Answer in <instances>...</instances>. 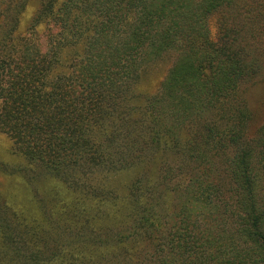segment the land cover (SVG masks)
Segmentation results:
<instances>
[{
  "label": "trees",
  "instance_id": "16d2710c",
  "mask_svg": "<svg viewBox=\"0 0 264 264\" xmlns=\"http://www.w3.org/2000/svg\"><path fill=\"white\" fill-rule=\"evenodd\" d=\"M2 14L0 129L27 165L0 171L37 211L0 195V264H264V0H9Z\"/></svg>",
  "mask_w": 264,
  "mask_h": 264
},
{
  "label": "rangeland",
  "instance_id": "374dc122",
  "mask_svg": "<svg viewBox=\"0 0 264 264\" xmlns=\"http://www.w3.org/2000/svg\"><path fill=\"white\" fill-rule=\"evenodd\" d=\"M8 4L9 0H0V19H4L5 14H2V12L5 8H7ZM25 10L26 7L24 8L23 12H26L28 14V18L35 13V9L32 7H28L27 10ZM50 26L54 29V33H58L60 31V28L53 23H50ZM42 30L43 26H40L38 28L39 34L42 32ZM33 37L35 39V43H38L39 47L40 45H42L43 50L41 51L45 53L48 50L47 45L50 46V42L48 43L49 38L43 37L42 34H40L39 36L38 34L33 35ZM29 38L32 40L31 36ZM176 58V54H171L165 58V62H162L159 65H155L153 74L151 76V81H153V87L155 86V90L158 89L159 85L166 77L168 71L174 65ZM252 107L254 109V121L252 127L256 128L264 120V85H261L260 87H257L253 90ZM1 162L6 164L9 168H14L18 165H27L24 156L20 152H17L15 150L14 142L11 136L7 133L2 132V130L0 129V163ZM123 178L124 177H122L121 182H123ZM125 178L128 180V177ZM124 182H126V180H124ZM55 184L56 183H52L48 185H51V188H53V186L58 187V185ZM63 192L66 194V191L64 189ZM0 195H3L5 197V200L8 204L15 205L16 208L18 207L20 209H25L32 214L36 213L37 211V206L34 202V194L31 188L27 186L26 182L21 177L9 176L0 171ZM66 197L68 198L67 194ZM62 201L63 200L59 202L60 205Z\"/></svg>",
  "mask_w": 264,
  "mask_h": 264
}]
</instances>
